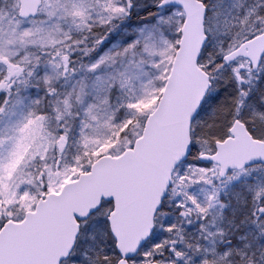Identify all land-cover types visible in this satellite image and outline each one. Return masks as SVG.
Segmentation results:
<instances>
[{
	"label": "snow or ice",
	"instance_id": "6c2138e0",
	"mask_svg": "<svg viewBox=\"0 0 264 264\" xmlns=\"http://www.w3.org/2000/svg\"><path fill=\"white\" fill-rule=\"evenodd\" d=\"M0 264H264V0H0Z\"/></svg>",
	"mask_w": 264,
	"mask_h": 264
}]
</instances>
